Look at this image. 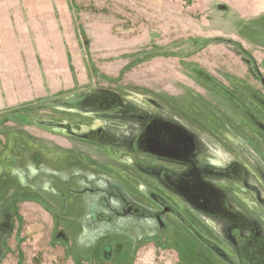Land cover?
<instances>
[{"label": "rangeland", "instance_id": "1", "mask_svg": "<svg viewBox=\"0 0 264 264\" xmlns=\"http://www.w3.org/2000/svg\"><path fill=\"white\" fill-rule=\"evenodd\" d=\"M4 13L25 22L42 90L0 110V264H264L258 221L198 206V170L137 156L154 153L157 112L194 137L191 160L259 165L264 0H0Z\"/></svg>", "mask_w": 264, "mask_h": 264}, {"label": "crops", "instance_id": "2", "mask_svg": "<svg viewBox=\"0 0 264 264\" xmlns=\"http://www.w3.org/2000/svg\"><path fill=\"white\" fill-rule=\"evenodd\" d=\"M9 10H3V12ZM0 110L4 109L6 104H10L11 102V93L13 90L22 89L27 92L31 90H42V87H36L38 84L36 82L29 83L25 78V75H28V69L26 64V58L24 51H21V46L19 45V39L21 36H25L27 33V29L25 26L24 20L20 19V15H11L9 13H4L0 15ZM3 16V17H2ZM37 56V55H36ZM35 56V59H36ZM12 58L14 59V63L12 64ZM12 77H15L12 80ZM19 77V78H18ZM28 86V87H27ZM22 96L20 93L15 95V97ZM153 115L156 117H152L151 122H159L161 119L163 122H171L176 123L180 127H182L185 131H187L181 123L174 120L170 116H159L160 114L155 112ZM142 127L144 125L145 120L140 119L139 121ZM147 122V121H146ZM145 122V124H146ZM188 132V131H187ZM118 138V137H117ZM135 135L131 139H134ZM130 139V138H129ZM234 139H229L228 142H234ZM251 143L247 138V144ZM255 147V146H254ZM228 148H230L228 146ZM232 149L234 148L231 147ZM256 148V147H255ZM248 154H251V149L247 147ZM257 154L259 158V165L256 167H250L245 155L238 150H234V155L231 156L233 165L230 166H222L215 163L207 164L203 161H197V154H195L194 159L197 166H209L210 168H214L216 170L224 171L227 167L232 166V171H227V174L224 177H218L214 180L218 186L225 189L227 193V201L235 210H239L244 214L245 217L251 220L258 221V226L262 234H264V151H261L260 148H256ZM246 152V151H244ZM123 151H121V157L124 156ZM144 154L147 156L155 155L151 152H141L137 156L142 157ZM120 155V154H119ZM157 156L159 154H156ZM169 155H160L158 156L159 162L162 158L166 157L170 163L163 165H175L179 166L181 161L175 159H171L168 157ZM139 162V160H138ZM248 164V165H247ZM181 166V165H180ZM199 166V167H200ZM234 166V167H233ZM166 171L171 172L172 168L164 167ZM230 189H237L231 192ZM258 194V196H257ZM257 197V198H256ZM254 198L257 200L255 201ZM255 202H257V207L259 208L258 212L255 209Z\"/></svg>", "mask_w": 264, "mask_h": 264}, {"label": "flooded vegetation", "instance_id": "3", "mask_svg": "<svg viewBox=\"0 0 264 264\" xmlns=\"http://www.w3.org/2000/svg\"><path fill=\"white\" fill-rule=\"evenodd\" d=\"M263 85V84H262ZM264 86V85H263ZM151 121V119H150ZM160 122V121H159ZM170 123V124H169ZM172 124V125H171ZM181 130V131H180ZM175 131L173 133H175L176 135H178V133H181L182 136L181 139V143H183L181 146V149L177 146L174 147L173 144H177L178 140L174 139V137L172 138V136L170 135V132ZM177 131V132H176ZM180 131V132H178ZM187 131H185L182 127H180L178 124L176 123H171L166 121V123L160 122L159 125H153L152 127H150L149 130H145L143 131V135L145 137H147L148 135H150L151 137L149 138L150 142L152 143L154 146L152 148L151 144V148L153 149L152 151L154 152V154L156 153H164L165 155H170L168 156L169 158L175 160L176 157H181L179 159V161L182 162L183 167L185 166V169H191V171H197L200 172V174L202 175V181H203V185H201L200 187L198 186L196 189L190 191V195L194 198V200L196 201V204L198 206H202L205 209H209L212 211H217L218 213L221 214H229L231 216H236L235 213L237 212L238 214L239 211L235 210L233 207H231V205L228 203L227 201V196H226V192L225 189L221 188L220 186H218L216 184V182H214L215 178L218 177H224L225 174H227V171H229L228 169H224V171H220V170H216V169H210L209 170V166H197L195 159L191 160L190 159V148L189 145L192 146V139H194V137L192 138L189 133H186ZM184 135L186 136L184 138ZM260 136V135H259ZM191 137V138H190ZM148 138V137H147ZM255 139H257L255 137ZM254 144V143H253ZM185 146V147H184ZM187 146V148H186ZM157 147V149H156ZM188 149V150H187ZM141 151H145L146 149H141ZM261 151H263L261 149ZM183 152L187 153L189 155V158L186 157V154H183ZM183 155V156H180ZM160 156V155H158ZM184 157V158H183ZM178 160V159H177ZM185 160V161H184ZM187 165V166H186ZM173 165L169 166L170 168H172ZM174 168H180L178 166H173ZM234 167V166H233ZM182 171H184V169H182ZM186 175V173H184ZM193 189V188H191ZM193 193V194H192ZM224 196V197H223ZM226 201V203L224 202ZM227 205L229 206V208L231 207L232 209H234L233 211L235 213H233V211H229V209H227ZM228 211V212H227ZM213 213V212H211ZM236 213V214H237Z\"/></svg>", "mask_w": 264, "mask_h": 264}, {"label": "water", "instance_id": "4", "mask_svg": "<svg viewBox=\"0 0 264 264\" xmlns=\"http://www.w3.org/2000/svg\"><path fill=\"white\" fill-rule=\"evenodd\" d=\"M261 82L264 85V79L262 77H261ZM165 210H166V208H165Z\"/></svg>", "mask_w": 264, "mask_h": 264}]
</instances>
